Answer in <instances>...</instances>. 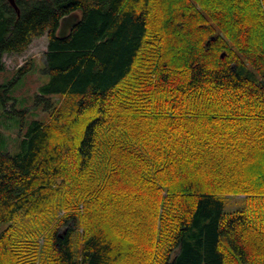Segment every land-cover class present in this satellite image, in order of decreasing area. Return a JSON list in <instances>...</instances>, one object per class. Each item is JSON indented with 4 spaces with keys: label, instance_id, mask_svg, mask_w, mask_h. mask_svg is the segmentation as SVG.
<instances>
[{
    "label": "trees",
    "instance_id": "16d2710c",
    "mask_svg": "<svg viewBox=\"0 0 264 264\" xmlns=\"http://www.w3.org/2000/svg\"><path fill=\"white\" fill-rule=\"evenodd\" d=\"M15 2L0 75L47 33L49 80L0 132V264H264V0Z\"/></svg>",
    "mask_w": 264,
    "mask_h": 264
},
{
    "label": "rangeland",
    "instance_id": "374dc122",
    "mask_svg": "<svg viewBox=\"0 0 264 264\" xmlns=\"http://www.w3.org/2000/svg\"><path fill=\"white\" fill-rule=\"evenodd\" d=\"M48 40V35L46 33L41 37L35 38L25 52L20 54L7 53L4 55L7 69L5 73L0 75V83L13 82L16 78V76H14L15 71L30 59H34L37 64L33 72L16 79L8 92L9 96L13 98L7 99V104L0 98V113H3L0 116V132L5 135L8 148L11 150L15 149L18 132L17 126L13 124V119L17 120L20 117L16 111H21L28 106V113L30 114L28 119L35 116L40 118L44 116L41 110L44 103H36V94L39 92L40 86L49 80V76L42 72L44 66V53L48 48ZM230 202L231 206L235 207L240 204V199L230 198ZM5 227L6 224H3L0 227V231ZM63 230L64 228L61 229L60 232Z\"/></svg>",
    "mask_w": 264,
    "mask_h": 264
},
{
    "label": "water",
    "instance_id": "95a60500",
    "mask_svg": "<svg viewBox=\"0 0 264 264\" xmlns=\"http://www.w3.org/2000/svg\"><path fill=\"white\" fill-rule=\"evenodd\" d=\"M11 3L17 8L15 0H10ZM80 22V14L77 12H73L69 15L64 16L61 19L60 28L58 31V35L61 38H65L69 35L71 30ZM215 39V36H213L209 41L208 44H210L211 40ZM224 56V54H222Z\"/></svg>",
    "mask_w": 264,
    "mask_h": 264
}]
</instances>
